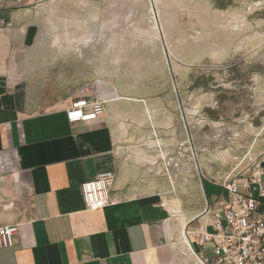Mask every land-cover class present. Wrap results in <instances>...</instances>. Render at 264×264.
<instances>
[{
	"label": "rangeland",
	"instance_id": "374dc122",
	"mask_svg": "<svg viewBox=\"0 0 264 264\" xmlns=\"http://www.w3.org/2000/svg\"><path fill=\"white\" fill-rule=\"evenodd\" d=\"M26 1L38 6L37 38L25 55L2 45L0 97L29 82V110L44 113L105 57L117 110L133 113L122 122L166 129L152 186L172 215L199 216L210 188L264 168V0Z\"/></svg>",
	"mask_w": 264,
	"mask_h": 264
},
{
	"label": "crops",
	"instance_id": "0c3cea01",
	"mask_svg": "<svg viewBox=\"0 0 264 264\" xmlns=\"http://www.w3.org/2000/svg\"><path fill=\"white\" fill-rule=\"evenodd\" d=\"M15 1L25 6L16 7ZM27 2L0 0V49L8 47L3 55H25L35 43L38 6ZM29 27L34 32L27 43ZM97 70L67 101H57L65 104L44 113L29 110V82L0 97V227H17L13 247L0 249V264H199L182 231L206 227L209 217L199 218L205 208L190 218L181 208L172 215L167 208L175 205L152 186L161 181L155 171L161 170V163L156 165L166 149V129L125 124L133 113L117 110L123 97L105 57ZM83 97L102 101L104 114L96 122L68 124L65 110ZM107 171L114 174L111 204L86 210L81 184ZM208 192L212 197L205 207L225 195Z\"/></svg>",
	"mask_w": 264,
	"mask_h": 264
},
{
	"label": "built area",
	"instance_id": "2783aa9c",
	"mask_svg": "<svg viewBox=\"0 0 264 264\" xmlns=\"http://www.w3.org/2000/svg\"><path fill=\"white\" fill-rule=\"evenodd\" d=\"M104 114L102 101L78 98L65 110L68 124L96 122ZM264 168L249 179L225 181V194L206 204L200 218L209 217L206 227H184L182 241L199 264H264ZM114 180L110 171L101 172L81 184L84 208L102 210L111 204L109 189ZM16 226L0 227V249L14 245ZM206 248L210 253H205Z\"/></svg>",
	"mask_w": 264,
	"mask_h": 264
}]
</instances>
